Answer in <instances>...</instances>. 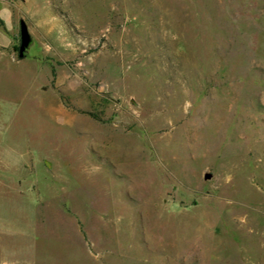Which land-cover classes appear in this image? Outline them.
<instances>
[{"label": "rangeland", "instance_id": "1", "mask_svg": "<svg viewBox=\"0 0 264 264\" xmlns=\"http://www.w3.org/2000/svg\"><path fill=\"white\" fill-rule=\"evenodd\" d=\"M0 264H264V0H0Z\"/></svg>", "mask_w": 264, "mask_h": 264}, {"label": "water", "instance_id": "2", "mask_svg": "<svg viewBox=\"0 0 264 264\" xmlns=\"http://www.w3.org/2000/svg\"><path fill=\"white\" fill-rule=\"evenodd\" d=\"M20 32H21L20 52L23 53L30 43V35L28 33L27 25L24 21L21 22ZM204 177H205V180H210L212 179L213 174L206 173Z\"/></svg>", "mask_w": 264, "mask_h": 264}]
</instances>
